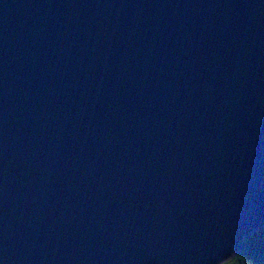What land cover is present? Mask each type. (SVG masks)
<instances>
[{
    "label": "water",
    "instance_id": "1",
    "mask_svg": "<svg viewBox=\"0 0 264 264\" xmlns=\"http://www.w3.org/2000/svg\"><path fill=\"white\" fill-rule=\"evenodd\" d=\"M264 226V0H0V264H222Z\"/></svg>",
    "mask_w": 264,
    "mask_h": 264
},
{
    "label": "trees",
    "instance_id": "2",
    "mask_svg": "<svg viewBox=\"0 0 264 264\" xmlns=\"http://www.w3.org/2000/svg\"><path fill=\"white\" fill-rule=\"evenodd\" d=\"M244 247L222 264H264V226L244 239Z\"/></svg>",
    "mask_w": 264,
    "mask_h": 264
}]
</instances>
